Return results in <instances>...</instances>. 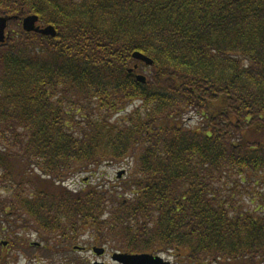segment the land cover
<instances>
[{
	"label": "trees",
	"instance_id": "1",
	"mask_svg": "<svg viewBox=\"0 0 264 264\" xmlns=\"http://www.w3.org/2000/svg\"><path fill=\"white\" fill-rule=\"evenodd\" d=\"M28 15L56 36L24 32ZM0 16L16 17L0 45L1 238L24 215L177 264L264 263V0H0ZM133 154L121 189L40 188Z\"/></svg>",
	"mask_w": 264,
	"mask_h": 264
},
{
	"label": "rangeland",
	"instance_id": "2",
	"mask_svg": "<svg viewBox=\"0 0 264 264\" xmlns=\"http://www.w3.org/2000/svg\"><path fill=\"white\" fill-rule=\"evenodd\" d=\"M5 33H8V28ZM131 70H133V68ZM145 73L144 71L141 75L145 77ZM132 109L133 106H130L126 111L129 112ZM117 117H119V114L115 116V118ZM191 121L194 122L195 119H191ZM135 159L136 156L133 154L121 164L103 163L99 165L95 172L77 173L67 177L63 183L54 182L52 185L50 184L49 187L42 185L40 188L44 191L53 192V188H56L55 186L57 184H61L72 192H76L80 189L86 190L93 186L100 187L101 185L105 188L117 186L121 189V186H124L123 184L128 182L129 174H132ZM120 171H124V173L118 178L117 173ZM26 191L27 194H29V200L35 198L34 191L28 188ZM128 195H130V193H128ZM125 197H127V195H125ZM23 220L25 222L21 223ZM91 227L89 223L79 228L80 231L76 237H73V239H71L72 241L69 242L64 239L65 237L62 238L59 234L46 233L43 231V228L38 227L36 223L30 221L29 217L23 215L19 223L12 225L11 232H14L12 235L0 237V264H92L94 260L103 262L104 264H116L110 257L113 252L118 251L111 250L107 248L108 246L106 245L101 246L98 244L94 238L95 236ZM94 247L105 248V253L101 257H97L92 252V248L94 249ZM157 255L163 257L165 260H169L171 264H177L175 259L171 256H166L165 254ZM256 264L264 263L259 262Z\"/></svg>",
	"mask_w": 264,
	"mask_h": 264
},
{
	"label": "water",
	"instance_id": "3",
	"mask_svg": "<svg viewBox=\"0 0 264 264\" xmlns=\"http://www.w3.org/2000/svg\"><path fill=\"white\" fill-rule=\"evenodd\" d=\"M16 17H6V16H0V45L4 43L5 39L7 38V34L5 33L7 23L11 20H15ZM21 27L24 32L30 33H36L43 36H50L55 37L56 31L54 27L51 25L41 27L38 25V17L35 15H28L21 20ZM132 58L134 60H137L139 62H142L146 66H151L153 64V61L146 55L139 53V52H133ZM137 67L134 66L133 69H136ZM130 71V70H128ZM136 80L142 84L145 83V77L141 74H137L135 76ZM124 171H120L117 173V177L120 178L121 174H123ZM5 244V243H4ZM93 253L100 257L104 254L105 248H98L94 247L92 248ZM111 260L116 264H171L169 260H165L163 257L148 253H141V254H130V253H121V252H113L111 254ZM92 264H104L102 262L94 261Z\"/></svg>",
	"mask_w": 264,
	"mask_h": 264
},
{
	"label": "flooded vegetation",
	"instance_id": "4",
	"mask_svg": "<svg viewBox=\"0 0 264 264\" xmlns=\"http://www.w3.org/2000/svg\"><path fill=\"white\" fill-rule=\"evenodd\" d=\"M38 246V245H37ZM76 248H78V249H82V248H79V247H76Z\"/></svg>",
	"mask_w": 264,
	"mask_h": 264
}]
</instances>
